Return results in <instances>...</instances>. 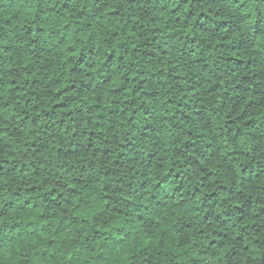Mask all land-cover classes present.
<instances>
[{
	"label": "clouds",
	"instance_id": "9594fccd",
	"mask_svg": "<svg viewBox=\"0 0 264 264\" xmlns=\"http://www.w3.org/2000/svg\"><path fill=\"white\" fill-rule=\"evenodd\" d=\"M0 264H264V0H0Z\"/></svg>",
	"mask_w": 264,
	"mask_h": 264
}]
</instances>
